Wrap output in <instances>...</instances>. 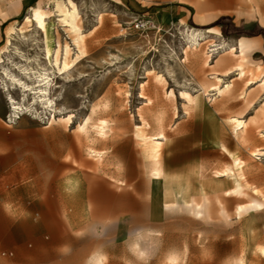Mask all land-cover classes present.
I'll use <instances>...</instances> for the list:
<instances>
[{"label": "rangeland", "instance_id": "1", "mask_svg": "<svg viewBox=\"0 0 264 264\" xmlns=\"http://www.w3.org/2000/svg\"><path fill=\"white\" fill-rule=\"evenodd\" d=\"M56 1L0 0V206L43 214L42 264H173L171 254L177 264H264V210L234 213L264 201V124L252 123L264 77L237 68L242 38L253 43L245 69L264 68V0H73L85 55L66 74L44 52L48 13L54 42L77 53ZM46 81L52 103L41 98ZM88 117V131L107 121L105 141L81 131ZM155 138L159 182L149 174ZM233 156L242 179L220 175ZM237 180L247 196H226Z\"/></svg>", "mask_w": 264, "mask_h": 264}, {"label": "bare ground", "instance_id": "2", "mask_svg": "<svg viewBox=\"0 0 264 264\" xmlns=\"http://www.w3.org/2000/svg\"><path fill=\"white\" fill-rule=\"evenodd\" d=\"M55 12L57 13V16L59 18L58 23L61 26H63L69 34L74 36V40L73 39L72 40H73L74 46L77 49V53L75 54V58L73 59L72 49H71V46L69 44H65L64 47H61V45H57L54 42V39L52 36V27H53V25H55V21L51 20V17L48 13H45V15H44L45 16L44 17V25L42 28L44 52H45V57H46L47 61L49 62V64L51 66H53L57 70L58 73L66 74V73H69L72 70V68L85 55L84 50H82V47H81L84 35H83L81 27L79 25L80 12H79L77 4L73 0H57L55 2ZM28 21H29V18H28ZM192 35H193V33H192ZM196 40H197V38H196ZM252 47H253V43L250 40H248L246 38H242L241 40H239L240 55L237 57H239L240 62L238 63L237 68L239 69V75L241 78L247 77L246 76L247 74L248 75L252 74L253 76H256V77L258 75L264 77V68L262 66H259L256 71L245 69L244 63L246 60V55L249 53V51L252 49ZM256 74H258V75H256ZM49 78L50 77H47L45 79V77H44V79H42V82H45V80H50ZM220 83H221V80H219V84ZM46 84L47 85H44L45 88H43L42 86H39L40 92L42 93L41 98H43V101L46 100L47 103H52L53 102L52 98H50V97L48 98L51 83H50V81H48ZM233 87L234 86L232 84L226 88H224V87L223 88H220V87L217 88L216 87L217 88V89L215 88L217 90L216 95L217 96L223 95V94L229 92ZM262 87L264 88V83H263ZM232 90H234V89H232ZM14 109L17 110L19 108L15 107ZM100 109L103 111L104 110L106 111V109H104V108H100ZM100 109L98 108V109L92 111L93 115H95V113ZM140 117H142V115H140ZM90 122H91V118H89L86 121V123L81 124V131L83 133H85V135L87 136L88 139L90 138V134L94 133L95 138L97 140H102V141L105 140L107 138V135H108L107 133L109 131L107 121L100 119V122L97 123L96 126H94L95 127L94 130L88 131V127H89ZM252 123L253 124H259V123L264 124V106L262 107L261 111L257 115V118ZM234 124H235V129L237 131L246 130L248 128L247 123H245L244 121L239 120V119H236L234 121ZM138 129H140V128H138ZM161 137H164V133H163V136L161 135ZM160 146H161V142H159V139L155 138L152 140V149H151V153H150V159L152 161V166H151V172L149 174H151V180H153V181L161 180L163 175H164L163 174L164 171H163L161 160H160ZM257 155L258 154H254L253 156L256 157ZM91 156L94 157L98 162H101L104 155L102 152H97V151H94L92 149L91 150ZM244 165H243V161H241L239 158H236L235 156H233V169L225 170V171L221 172L220 175H221V177H226L229 175V172H232L234 175L237 173L241 176V174H242L241 172L243 170ZM241 179H242V176H241ZM247 189H248V187H246L240 181L237 180L236 186L233 189L227 191L225 193V195L226 196L234 195V196H239V197L243 196L244 197V196H247ZM253 190H255V189L253 188ZM256 195H257V193H256ZM262 196H263V193H262ZM186 206L190 209V211L195 216H201L203 214L202 211H203L204 206H201L200 203L197 204L195 202V200H193L191 203L186 202ZM263 210H264V201L256 198L247 204H243V205L240 204V205L236 206L234 213L237 217L241 218L243 215H246L248 213L259 212V211H263ZM223 211L225 212L224 209H223ZM263 254H264V249H263ZM169 261L173 264H177L180 261V256L177 254H171L169 257ZM94 264H103V261L100 258H97L96 261L94 262Z\"/></svg>", "mask_w": 264, "mask_h": 264}, {"label": "crops", "instance_id": "3", "mask_svg": "<svg viewBox=\"0 0 264 264\" xmlns=\"http://www.w3.org/2000/svg\"><path fill=\"white\" fill-rule=\"evenodd\" d=\"M100 152L105 155L104 151ZM88 155L94 158L90 152ZM40 217H43V214L38 211L20 209L12 213L0 206V264H42L43 223L39 220ZM3 257H7V261Z\"/></svg>", "mask_w": 264, "mask_h": 264}, {"label": "trees", "instance_id": "4", "mask_svg": "<svg viewBox=\"0 0 264 264\" xmlns=\"http://www.w3.org/2000/svg\"><path fill=\"white\" fill-rule=\"evenodd\" d=\"M230 19L228 18V17H225V16H223V17H220L217 21H215L214 23H212V25H211V27L213 28V27H222V25H223V23L225 22V21H229ZM255 28H257L258 30H259V32H260V34H262L263 36H264V29H262V28H260L259 26H256Z\"/></svg>", "mask_w": 264, "mask_h": 264}, {"label": "built area", "instance_id": "5", "mask_svg": "<svg viewBox=\"0 0 264 264\" xmlns=\"http://www.w3.org/2000/svg\"><path fill=\"white\" fill-rule=\"evenodd\" d=\"M135 28L143 31L149 29V21L146 19H137L135 21Z\"/></svg>", "mask_w": 264, "mask_h": 264}]
</instances>
